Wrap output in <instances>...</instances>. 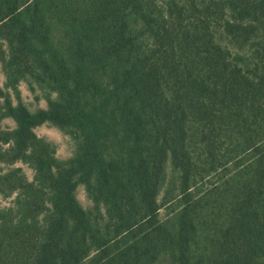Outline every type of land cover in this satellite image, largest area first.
Segmentation results:
<instances>
[{"label": "trees", "instance_id": "trees-1", "mask_svg": "<svg viewBox=\"0 0 264 264\" xmlns=\"http://www.w3.org/2000/svg\"><path fill=\"white\" fill-rule=\"evenodd\" d=\"M0 68V264H264V0H0Z\"/></svg>", "mask_w": 264, "mask_h": 264}, {"label": "rangeland", "instance_id": "rangeland-1", "mask_svg": "<svg viewBox=\"0 0 264 264\" xmlns=\"http://www.w3.org/2000/svg\"><path fill=\"white\" fill-rule=\"evenodd\" d=\"M3 83H4V77L1 73V68H0V87L3 86ZM18 91L21 102L27 107L29 111L34 112L38 109L46 108L45 95L38 88L33 87L32 90L31 87L27 84V82H22L18 87ZM13 103L14 104L16 103L15 100H13ZM2 125L3 127H10V128L14 127L13 122L9 119L5 120ZM34 132L38 137L44 138L45 140L51 142L55 146L56 157L58 159L66 160L73 155L74 143L67 135H65L57 128L50 126L48 124H43L37 127L34 130ZM17 166L22 168L24 175L29 181L33 179V171L30 168L21 164H18ZM75 195L77 201L84 210H89L92 207V203L87 198L83 186L77 187ZM162 195L163 194L161 193L158 198L159 201H161ZM11 200H12L11 198L5 200L0 198V207L9 206ZM159 217L160 219H164L165 211L163 209L159 211Z\"/></svg>", "mask_w": 264, "mask_h": 264}]
</instances>
